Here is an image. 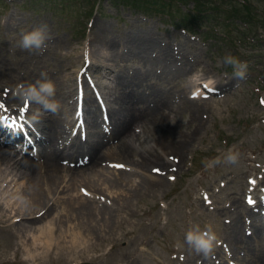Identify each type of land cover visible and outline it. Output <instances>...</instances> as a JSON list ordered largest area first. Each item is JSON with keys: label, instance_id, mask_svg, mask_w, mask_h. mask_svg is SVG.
I'll return each mask as SVG.
<instances>
[{"label": "rangeland", "instance_id": "rangeland-1", "mask_svg": "<svg viewBox=\"0 0 264 264\" xmlns=\"http://www.w3.org/2000/svg\"><path fill=\"white\" fill-rule=\"evenodd\" d=\"M159 1L156 2L159 4ZM162 1L165 6L160 10L177 14L181 11L187 12V9L193 5L188 0ZM212 1L225 4L221 0ZM234 1L243 3L242 0ZM248 3L253 12L264 15V0H247L245 4L247 7H249ZM204 5L202 2L198 8ZM177 7L181 11H178ZM142 13L110 0H0V87L3 92L7 88H12V94H14L15 85L20 82L31 83L34 73H46L56 86L69 83L71 89L74 86L71 85L74 83V76L78 72L77 70L75 73V69L77 67L84 69L82 73L84 77L87 66L85 60H80L78 64L77 56L79 57L87 46L91 49L92 55H95L89 37L95 25L104 24L108 25V34L121 40L118 48L125 55L126 52L121 44H123V34L129 31L149 33L155 41H160V44L165 45L170 51L178 50L177 58L180 57V60L189 59L190 67L185 72L181 73L176 69L171 74L164 73L159 78L155 77L157 80L154 77L151 79L145 77L146 80L143 79L144 82L141 81V83H146L145 88L152 89V91L143 94V98L164 91L176 98L184 95L189 100L199 99L205 102L204 107L198 109L202 119L200 128L196 127L194 121H191V112L187 113V110L177 112L174 116V119L180 117L182 136L178 127V135L167 144L172 146V142H177L184 146L180 155L168 154V157H174V160L178 162L177 166L168 165L166 169H163L156 166L151 168L149 164L148 170L143 171L129 164L133 158L143 157L142 155L138 157V154H128V159H122L124 161L117 156L108 155L106 159L99 160L101 161L99 168L108 172L101 174L104 180L109 181L117 177L122 170H126L131 173L130 180H133V184L143 185L134 192L128 191L131 186H127L123 195L127 192L126 197L132 195L130 203H127L126 210L128 211L121 212L122 215L120 213L123 218L120 221L121 226L118 224L106 235L100 232V236H104V239H100L102 243L96 244L100 247L91 248L88 252L84 251L78 256L75 254L71 258L67 255V251H59L52 247L49 254L41 255L39 256L41 258L37 257L33 260L26 254V242L20 244L17 239L13 238V235H18V232L13 227L11 229L3 227L5 223L0 222V264H179L180 261L182 264L188 256L195 255L196 257L198 253L186 245L177 248L176 244L178 241L183 244L185 233L196 224L202 228L211 224L217 232L219 243L214 247L215 251L213 249L207 255L203 254L210 260L212 259L213 264L220 263V255L224 257L223 264H250V262L240 260L243 256L241 253H238L240 256L238 254L231 256L230 243L221 237L225 225L228 232V227L234 223L242 226L240 230L242 235L249 236L251 229L244 227H248L250 219L260 217L255 211L257 206H248L244 203V195L250 192L252 181L257 186L253 193L258 192V188L264 186V104L260 102L264 99V44L260 42L264 38V26L252 28L247 33L248 31H243L245 23L238 20L236 21L238 28L234 25L235 27L229 30L228 26L224 31L222 25L213 24L212 20L203 17L198 18L197 23L190 22V29L184 31L180 28L182 25L180 21L176 23L177 28H173L168 23V19L162 18V20L158 15L144 17ZM41 24H47L50 29L51 39L47 41V48L40 52L21 50L18 47L21 32L30 31ZM240 31H243L244 39L239 42L234 39L240 36ZM224 35L233 38V42H225ZM102 50L99 49L98 54L102 53ZM229 53L241 61L248 62L249 69L243 80L234 78L233 69L220 63ZM134 58L131 56L130 61L126 63L124 60L117 61L119 64L108 71L106 75L108 82L106 83L114 84V79L118 80L120 75L122 80L127 78L132 86L133 78L136 76V64L140 66L145 63L139 56ZM178 61H175V64L178 65ZM96 72H100L98 67L93 70L92 74H97ZM198 72L200 80L198 83H193L191 78L194 73ZM207 83L217 87L214 88L215 93L201 91L202 84ZM60 92L63 94L64 90L61 89ZM7 100L9 102V106H5L7 111L2 110L6 114L22 105L21 101L13 95ZM136 100L138 99L130 97L128 102H132L131 107L126 102L127 112H133L135 116L138 115L137 112L143 111L142 114H144L145 109L142 105L138 111L139 103ZM152 101L154 100H147L146 105L152 104ZM71 111L72 105L68 107V112ZM101 117L99 113L97 119ZM192 124L195 126L194 129ZM130 128L131 126L128 125V131ZM166 128L162 127L163 132L166 137L170 138L173 132L166 131ZM144 130L145 127L142 129L137 127L135 131L133 130V139L137 144L145 145L151 142ZM129 135L127 133L126 137ZM120 144L121 142L114 149L119 150ZM155 144L154 147H157ZM233 146L239 152L237 163L220 164L214 168L205 167L206 160H211L218 155L222 156ZM35 147L40 146L35 144ZM171 151L167 149L164 152L167 154ZM27 152L31 153L29 149ZM32 159L35 160V158ZM115 159L119 160L115 161ZM116 165H123V167H116ZM1 166L3 167L0 165V168ZM158 168L162 170L161 175L164 181L162 186H153L144 175L158 176L159 172L154 171ZM109 173L113 174V177H109ZM170 177H175V179H170ZM21 181L15 180L10 185L19 183L21 186ZM79 184L82 186V188L80 186L76 188L79 194L93 196V193L83 186L84 182ZM109 188H111L110 191L103 188L99 193H95L96 200L112 205V197L116 196L119 192L117 190L121 188ZM12 190L14 188H11L7 194L9 195ZM13 197H17V194ZM22 199L19 198L20 201ZM61 206L57 205L58 211ZM235 210L239 213L241 211V221H244L245 226L238 222L233 213ZM49 217L41 221V225L46 223L45 225L50 226ZM260 231L262 232L256 239L261 243L255 241L252 244L255 243L259 248L262 247L264 251V229ZM36 235V231L29 233L30 240L36 239ZM35 253L39 255L41 251ZM58 254H65V256Z\"/></svg>", "mask_w": 264, "mask_h": 264}, {"label": "bare ground", "instance_id": "bare-ground-1", "mask_svg": "<svg viewBox=\"0 0 264 264\" xmlns=\"http://www.w3.org/2000/svg\"><path fill=\"white\" fill-rule=\"evenodd\" d=\"M89 41L92 42L95 55L98 54L99 49H103L104 51L102 50V53L99 52L100 54L94 55L96 57L94 59L91 49L87 46L84 52L79 57L77 56L76 62L78 64L80 60H85L84 62L87 64L85 74L83 77L81 73L83 69L77 67L75 73L78 70L79 74L74 76V83L71 84L74 86L71 89L69 88V83L67 85L63 83V86H56V99L61 104L58 114L45 113L39 122L31 120L32 123L26 132L15 126L11 129L1 127L2 132H4V138L0 140V165H3L0 168V222L5 223L3 227L7 229L13 227L18 232V235H13V238L17 239L20 244L26 242V254L32 259L49 254L52 247L59 251H67V255L70 258L75 254L78 256L84 251L88 252L91 248L100 247L96 244L102 243L100 239H104L103 235L102 237L100 236L101 231L106 235L112 228L121 223L120 221L123 219L121 212L128 211L126 210L127 203L132 197V195L126 197L128 192L123 195L127 186H131L128 191L134 192L139 189V186L143 185L137 186L133 184V180H130L131 173L126 170H122L118 173L117 177L109 181L104 180L101 178V174H107L108 172L99 168L101 166L99 165L101 163L99 160L106 159L107 155L117 156V158L122 160L123 158L128 159V154H138V157L140 155L143 157L133 158L131 163L128 162L134 168L143 171L148 170L149 164H151V168L156 166L163 169H166L168 165H178L174 157H168V154L172 153L180 155L182 147H184L177 142H172V146L167 144V142L172 141L178 135V127L179 129L182 127L180 117L174 119V116L177 112H186L187 110V113L191 112L190 119L194 121L196 127L200 128L202 124L198 109L203 108L205 102L199 99H194L196 101L189 100L184 95L183 97L176 98L164 91H160L148 98L142 97L143 94L152 91V89L145 88L146 83H143L145 77L150 79L154 77L155 79V77L159 78L164 73L171 74L176 69L181 71V73L189 70V59L182 61L180 57L177 58L178 50H175L176 52L170 51L165 45L160 44V41H155L149 33L143 34L141 32L128 31V33L123 34V44H121L126 52L125 55L118 48L121 40L110 33L108 34V25L104 24L95 25L90 34ZM157 48L160 49L161 54ZM135 55L141 57V61H145V63L140 66L138 64H136L137 66L135 65L136 76L133 78L134 84L131 86L128 83L129 80L127 81V76L125 77L126 79L122 80L119 75L113 87L107 91H102L103 96L106 97L108 113L112 119L109 124L110 130L106 134V132L98 127L99 121L96 115L99 107L92 104L94 98L92 99L86 93V90L89 88L85 87L84 96H80L79 89L82 87L78 86L84 83H99L100 79H105L104 74L107 71L112 70L114 66L119 64L117 61L124 60V63H126L131 56L135 59ZM177 60H179L178 65L175 64ZM97 67L100 69V72L92 74L93 70ZM37 79H42L41 73H34L31 83H34ZM141 81L143 82L141 83ZM203 87L201 91L207 92L209 89L214 90L216 86L207 83ZM61 89L64 90L63 94L60 92ZM92 89L95 96H98L100 93L98 91L99 87H92ZM12 93V88H7L3 92L0 87V103L4 106H9L7 99L11 98L12 95L17 98ZM131 96L138 99L136 100L139 103L137 105L138 111L143 106L145 109L144 114H142L143 111L141 113L137 112L138 115L135 116L133 112H127L125 106ZM147 100L154 101H152V104L146 105ZM21 103L23 102L21 101ZM128 103L130 105L132 102ZM69 104L72 105L70 113L68 112ZM18 107L17 113L25 110V115H33L37 106L28 104L25 108H20V110ZM79 118L84 119L87 124L90 123L93 128V130L83 134L82 137L76 134L74 129V122L75 120H79ZM1 124H7V120H3ZM194 124H192L193 129L195 128ZM128 125L131 126L129 129V131L131 130L130 135ZM137 127L140 129L145 127L144 132H146V137L150 138V143L145 145L136 143L133 139V130L135 131ZM162 127H167L166 131L173 132L170 134V138L166 137ZM27 132L32 134L31 141L28 140ZM180 132L182 136V129H180ZM127 133L129 136L126 137ZM16 141L22 142L24 152H20L22 148L16 149L14 145ZM120 142V149H114ZM154 143L157 144H155L157 147H154ZM33 144H37L40 147H35L34 153L29 155L26 150ZM167 149L172 151L165 154L164 151ZM19 152L20 155L18 156ZM176 154L173 156H176ZM32 158H35V160ZM118 160L115 159V161ZM158 169V176L144 175L153 186H162L164 181L161 175L162 170ZM109 177H113V174L109 173ZM15 180H22L20 182L21 186L19 183L17 185H10ZM81 182H84L83 186L92 192L93 196L81 195L76 191L77 186L82 188L79 184ZM109 187L121 188L117 190L119 192L116 196L112 197L113 204L107 205L106 202L101 203L97 201L95 193H99L103 188L105 190L111 189ZM11 188H14V190L8 195L7 192ZM14 194H17V197L14 198ZM259 197L264 203L263 191H261ZM19 198L23 199L20 201ZM57 205H62L60 211L57 210ZM51 212L52 215L50 216ZM233 213L237 217L238 222L240 224L243 223V226H245L244 221H241V211L239 213L235 210ZM48 217L51 219V225L47 226L45 225L46 223L41 225L40 222ZM38 223L40 225L36 226ZM248 224V227L244 228L251 229L249 236L242 235L240 233L242 226L234 223V225L228 227V232L225 225L221 238L230 243L229 245L232 248L230 251L231 256L234 257V255L241 253L243 255L240 258L241 261L250 262V264H264L263 248H259L255 243V245L252 244L255 241L256 243H261L257 242L256 238L262 232L260 230L264 229V218L250 219ZM33 231L37 232L36 239L30 240L29 233ZM252 238L254 240H250ZM38 250L41 251L39 255L35 253L39 252ZM58 255L65 256V254ZM194 256L190 255L187 259H185V256V261L182 264H213L214 262L202 253L196 254V257ZM220 259L221 261L218 264H223L224 257L220 255ZM179 264H181V261Z\"/></svg>", "mask_w": 264, "mask_h": 264}, {"label": "clouds", "instance_id": "clouds-1", "mask_svg": "<svg viewBox=\"0 0 264 264\" xmlns=\"http://www.w3.org/2000/svg\"><path fill=\"white\" fill-rule=\"evenodd\" d=\"M51 39L50 29L47 24H41L30 31H22L18 47L21 50L38 52L47 48V41ZM224 66H230L233 69V77L243 80L249 69L247 61H241L238 57L231 53L225 55L220 62ZM42 79H37L34 83L20 82L15 85L14 95L25 105L34 104L37 107L31 119L39 122L45 113L56 115L61 108L60 101L56 99L57 88L46 73H41ZM193 83H198L200 73H194L191 78ZM215 83V81H213ZM239 152L235 147H231L222 156H216L211 160H206V168H214L220 164H235L238 161ZM219 243L217 232L211 224L205 225L203 228L196 224L192 226L184 236L183 244L179 241L177 248L185 245L196 253L207 255Z\"/></svg>", "mask_w": 264, "mask_h": 264}, {"label": "trees", "instance_id": "trees-1", "mask_svg": "<svg viewBox=\"0 0 264 264\" xmlns=\"http://www.w3.org/2000/svg\"><path fill=\"white\" fill-rule=\"evenodd\" d=\"M113 3H120L121 5L129 6L136 11L143 12V15L149 14H166L168 18H170V25L176 28V23L181 22L184 26L185 30L190 29L189 24L190 22L197 23L198 18H208L212 20L213 24L222 25L224 31H226L227 27L229 26V30L238 28V24L236 21L240 20L245 23L243 27V31H248L249 33L252 28L263 27L264 26V15L259 14L258 12L255 13L251 10V7L248 3V6L245 5L247 0H242L243 3L236 2L234 0H221L224 1L225 4H222L220 1L218 3L213 2L212 0H188L193 3V5L187 9V12L181 11L179 7L176 9L181 11V13H171L168 11H162L160 8L164 9L165 6L164 1L160 0L159 4L156 2L157 0H110ZM171 1V0H167ZM179 1V0H176ZM186 1V0H185ZM204 2V6L202 8H198V6ZM243 6V7H242ZM210 11V13H209ZM245 12V13H244ZM176 14V15H175ZM242 29V27H241ZM237 31V29H235ZM240 31V36L237 37L239 42L244 39V33ZM225 42L232 43L233 38L230 36L224 35ZM261 43L264 44V38Z\"/></svg>", "mask_w": 264, "mask_h": 264}, {"label": "snow or ice", "instance_id": "snow-or-ice-1", "mask_svg": "<svg viewBox=\"0 0 264 264\" xmlns=\"http://www.w3.org/2000/svg\"><path fill=\"white\" fill-rule=\"evenodd\" d=\"M205 87H207V86H205ZM260 102H261V104H264V99H262ZM0 110H5L6 111L5 106L2 103H0ZM4 119H5L4 117L0 116V123H2ZM13 122H15V121H13ZM116 167H123V165H116ZM154 171H159V169H155ZM170 179L174 180L175 177H170ZM252 183H254V181H252ZM206 199H207V197H206ZM248 203L249 204H254L255 201L252 200V199H249Z\"/></svg>", "mask_w": 264, "mask_h": 264}]
</instances>
